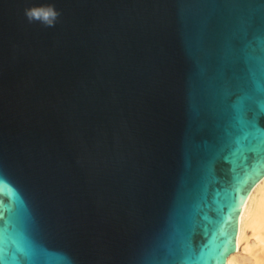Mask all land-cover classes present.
I'll use <instances>...</instances> for the list:
<instances>
[{
    "label": "water",
    "instance_id": "water-1",
    "mask_svg": "<svg viewBox=\"0 0 264 264\" xmlns=\"http://www.w3.org/2000/svg\"><path fill=\"white\" fill-rule=\"evenodd\" d=\"M263 177L264 0H0V264H226Z\"/></svg>",
    "mask_w": 264,
    "mask_h": 264
},
{
    "label": "bare ground",
    "instance_id": "bare-ground-1",
    "mask_svg": "<svg viewBox=\"0 0 264 264\" xmlns=\"http://www.w3.org/2000/svg\"><path fill=\"white\" fill-rule=\"evenodd\" d=\"M236 249L226 264H264V177L240 202Z\"/></svg>",
    "mask_w": 264,
    "mask_h": 264
},
{
    "label": "clouds",
    "instance_id": "clouds-1",
    "mask_svg": "<svg viewBox=\"0 0 264 264\" xmlns=\"http://www.w3.org/2000/svg\"><path fill=\"white\" fill-rule=\"evenodd\" d=\"M60 13L54 5H44L25 9V17L29 23L38 22L45 27H55Z\"/></svg>",
    "mask_w": 264,
    "mask_h": 264
}]
</instances>
